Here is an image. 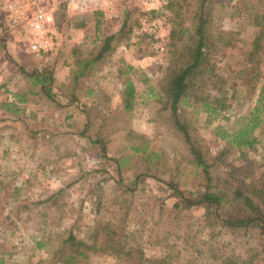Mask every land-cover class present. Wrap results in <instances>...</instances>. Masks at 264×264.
Masks as SVG:
<instances>
[{
    "label": "rangeland",
    "instance_id": "374dc122",
    "mask_svg": "<svg viewBox=\"0 0 264 264\" xmlns=\"http://www.w3.org/2000/svg\"><path fill=\"white\" fill-rule=\"evenodd\" d=\"M20 1L0 0L5 39H27L22 30L3 31L5 10ZM202 1L115 0L113 10H94L102 14L52 6L49 42L62 34L61 46L35 52L27 39L46 62L29 71L17 63L22 75L46 73L50 83L30 95L0 90V104H25L8 120L0 112V264H131L124 255L131 248L144 262L264 264L259 227H230L227 211L186 202L207 189L231 198L264 190V128L254 130L253 146L233 137L264 81V51L257 69L249 57L258 31L254 15L264 17V0ZM85 12L86 27L75 31L71 18ZM200 13L210 38L205 63L218 75L229 107L209 114L199 104H180L188 140L163 85L170 63L197 41ZM223 31L232 33L221 39ZM110 36L111 49L74 88L77 59H95ZM129 81L136 94L126 110ZM209 93L211 101L217 88L199 94ZM71 236L96 243V251L85 248L80 256ZM107 236L112 242H104Z\"/></svg>",
    "mask_w": 264,
    "mask_h": 264
},
{
    "label": "trees",
    "instance_id": "16d2710c",
    "mask_svg": "<svg viewBox=\"0 0 264 264\" xmlns=\"http://www.w3.org/2000/svg\"><path fill=\"white\" fill-rule=\"evenodd\" d=\"M204 1L202 2L204 3ZM60 10V12H62L64 8ZM92 13L102 14V11L97 10L92 11ZM201 13L199 15V23L194 30L197 35V41L194 45L185 44L184 54L181 53L177 60L170 63L171 65L166 70L167 74L165 75V82L163 85V92L171 101V109L175 118V123L179 128L183 129L188 140H190V135L187 132L186 125L180 122L178 116L180 104H199V107H202L204 111L209 114L221 112L229 107L226 102V92L223 87L218 86V75L214 73V69H211L209 66L207 67L205 63L209 58V51L207 49L210 48V38L208 37V21L207 19H203ZM263 19L264 17L258 13L254 15V26L258 28V31L255 33V37L251 43L252 49L249 52V57L251 62L255 63L253 68L256 69V66L260 65V62L262 61V52L264 51ZM88 20V12L75 15L71 18V21L77 28L86 27ZM173 32L176 33V31ZM230 33H232V31L221 32V39H224L225 34L229 35ZM112 40H114V36H110L104 41V45L95 59L89 57H85L83 60L80 58L77 59L79 64L74 76V88L76 87L78 79L88 73V69L85 71L86 68L96 63L97 60L102 59L111 49ZM226 44L231 46L233 44L232 40L229 39ZM251 71L252 67L250 69V72ZM255 77L256 79H260L259 76L255 75ZM210 86H212V88H217L218 91L211 101L210 93L205 96L199 94L204 87ZM135 94L136 88L134 83L129 81L126 84L123 97L126 110L133 109ZM191 99H194V101L190 102ZM259 127L264 128V81L260 87L256 104L252 108L245 122L233 133V137L239 145L247 144L248 146H253L257 140L253 135V132ZM200 164L205 166V176L207 180H209L210 173L208 166L202 161ZM186 202L187 206L205 205L207 209L216 207V209L220 211H227V218L224 222H226L228 226L259 227L264 234V190L262 189L254 188L253 190L248 191V194H244V192L240 191L232 198L229 194H226L223 191L207 189L204 192H200L195 198L187 199ZM230 207L231 210H229ZM111 239H114L113 236H107L104 242H112ZM69 241L72 247H76V251H78L80 256H86L85 248H94V251L97 249L96 243L91 245L85 241H76L74 236H71ZM124 255L128 256L131 260V264H169L167 257L154 258L149 262H144L142 252L132 248L125 252ZM70 259L69 260L73 262L75 255H72Z\"/></svg>",
    "mask_w": 264,
    "mask_h": 264
},
{
    "label": "crops",
    "instance_id": "0c3cea01",
    "mask_svg": "<svg viewBox=\"0 0 264 264\" xmlns=\"http://www.w3.org/2000/svg\"><path fill=\"white\" fill-rule=\"evenodd\" d=\"M84 28L73 26V29L78 32ZM2 35V29L0 28V90L8 95H18L20 92L28 91L30 95L35 90L33 87L48 85L50 80L46 77V73H41L42 76L39 75L36 77H33L31 74L22 75L20 67L17 65V63L24 61L27 65L26 71H29L28 67L33 66H37L41 69L42 65L46 62L44 61L46 57L42 54L37 55L34 53L25 37L14 34V36H11L12 38L7 36L5 39ZM62 40V34H60L58 42L55 44H50V42H48V46L46 47L47 50L45 52L49 53L57 44L58 47H60ZM46 80H48V82H45ZM23 86H25V88H23ZM48 89L49 87H46V90L50 91ZM22 106L25 108L24 103H18V105L16 103L0 104L2 117L7 118V120L8 118L16 117ZM40 110H43V107Z\"/></svg>",
    "mask_w": 264,
    "mask_h": 264
},
{
    "label": "built area",
    "instance_id": "2783aa9c",
    "mask_svg": "<svg viewBox=\"0 0 264 264\" xmlns=\"http://www.w3.org/2000/svg\"><path fill=\"white\" fill-rule=\"evenodd\" d=\"M54 5H66L80 11L113 10L115 0H21L14 10H5L3 31L22 30L35 52L44 50L49 42L47 24Z\"/></svg>",
    "mask_w": 264,
    "mask_h": 264
}]
</instances>
